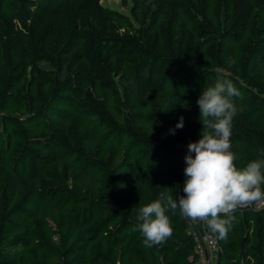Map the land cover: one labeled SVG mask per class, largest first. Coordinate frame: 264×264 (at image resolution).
<instances>
[{
  "label": "trees",
  "instance_id": "16d2710c",
  "mask_svg": "<svg viewBox=\"0 0 264 264\" xmlns=\"http://www.w3.org/2000/svg\"><path fill=\"white\" fill-rule=\"evenodd\" d=\"M120 1L0 0V264H194L178 209L163 244L133 228L184 196L218 81L240 93L236 167L264 160V0ZM228 216L209 264H264V203Z\"/></svg>",
  "mask_w": 264,
  "mask_h": 264
},
{
  "label": "clouds",
  "instance_id": "9594fccd",
  "mask_svg": "<svg viewBox=\"0 0 264 264\" xmlns=\"http://www.w3.org/2000/svg\"><path fill=\"white\" fill-rule=\"evenodd\" d=\"M239 95L228 79L202 91L197 104L204 129L202 138L187 146L184 169L187 179L183 187L186 195L180 196L177 203L165 190L159 199L139 209L137 218L141 223L133 231L141 233L146 247L163 244L171 237L173 230L166 212L175 214L178 209L186 218L205 222L213 233L224 239L234 217L222 218L221 214L227 216L238 207L264 202V160H252L238 169L234 163L236 156L230 150L232 121L237 114L232 98ZM183 126L181 117L176 128Z\"/></svg>",
  "mask_w": 264,
  "mask_h": 264
},
{
  "label": "built area",
  "instance_id": "2783aa9c",
  "mask_svg": "<svg viewBox=\"0 0 264 264\" xmlns=\"http://www.w3.org/2000/svg\"><path fill=\"white\" fill-rule=\"evenodd\" d=\"M262 203L264 202H255L256 206H259ZM187 219L190 224L189 231L194 236L196 241V251L198 253V257L194 264H209L216 255L218 247L217 235L211 231L205 222L200 220L193 221L189 218ZM206 254H208L209 259L206 258Z\"/></svg>",
  "mask_w": 264,
  "mask_h": 264
},
{
  "label": "rangeland",
  "instance_id": "374dc122",
  "mask_svg": "<svg viewBox=\"0 0 264 264\" xmlns=\"http://www.w3.org/2000/svg\"><path fill=\"white\" fill-rule=\"evenodd\" d=\"M101 2L107 6L113 7L126 14H129V8L122 4L120 0H101Z\"/></svg>",
  "mask_w": 264,
  "mask_h": 264
},
{
  "label": "water",
  "instance_id": "95a60500",
  "mask_svg": "<svg viewBox=\"0 0 264 264\" xmlns=\"http://www.w3.org/2000/svg\"><path fill=\"white\" fill-rule=\"evenodd\" d=\"M186 194H184V196H185ZM255 203V202H254ZM254 203H252V204H254ZM206 258L207 259H209V256H208V254H206ZM210 263V262H209Z\"/></svg>",
  "mask_w": 264,
  "mask_h": 264
}]
</instances>
